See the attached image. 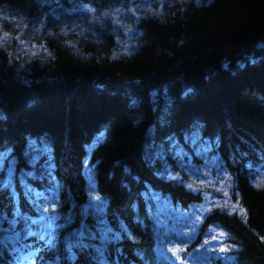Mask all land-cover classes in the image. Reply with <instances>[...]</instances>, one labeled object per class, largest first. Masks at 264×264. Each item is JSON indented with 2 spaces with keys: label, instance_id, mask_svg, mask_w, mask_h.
Masks as SVG:
<instances>
[{
  "label": "trees",
  "instance_id": "trees-1",
  "mask_svg": "<svg viewBox=\"0 0 264 264\" xmlns=\"http://www.w3.org/2000/svg\"><path fill=\"white\" fill-rule=\"evenodd\" d=\"M146 3L151 11L134 17ZM81 7L91 12L77 23L93 16L102 31L59 25ZM0 11L29 18L41 37L28 40L42 46L36 56L0 44V159L33 172L29 182L46 193L20 190L17 201L0 170L1 229L19 237L0 248V264H168L155 252L150 204L155 194L184 208L203 201L169 176L190 155L216 160L242 211L214 209L201 233L216 225L236 264H264V0H0ZM87 169L106 206L83 218ZM54 182L59 213L75 220L47 242L30 220L49 211Z\"/></svg>",
  "mask_w": 264,
  "mask_h": 264
},
{
  "label": "rangeland",
  "instance_id": "rangeland-1",
  "mask_svg": "<svg viewBox=\"0 0 264 264\" xmlns=\"http://www.w3.org/2000/svg\"><path fill=\"white\" fill-rule=\"evenodd\" d=\"M144 9L146 10L132 9L131 13L134 17H138L142 11H151L150 3H146ZM82 12H91V8L72 9L70 15L76 14L78 16L75 20L76 22H72L71 25L67 24L69 15L68 17L62 16L60 18L63 20H58L59 25L69 31L76 28L83 29V31L96 29L102 31L105 24L97 21L93 16H90L88 21H80L81 24L77 23L78 20L85 19L81 15ZM4 14L10 13L0 11V16ZM50 14L53 16L57 15L54 11ZM107 17L112 21L114 27L117 29L123 28V22L118 14H115L113 18L112 16ZM5 23L9 24L8 30H11L1 33L0 44L4 46L5 44H13L14 47L17 46V52L22 55L24 53H28V55L36 54V56L41 54L42 46H40V41L38 43L37 41H32L37 39L31 38L28 40L29 36L41 37L40 34L35 33L29 18L20 13L4 15V17H0L1 30L4 29ZM34 24L38 28H45L47 20L44 18ZM133 41L132 33L125 31L124 39L120 42L124 53L128 52L132 47ZM201 149L203 150V148ZM37 150L38 148L34 146L27 152L32 154L29 166L33 165L36 168L42 162L40 159L41 154H37ZM207 150L204 149L203 151ZM198 153L200 154L197 150L196 154ZM178 155H181V151L178 152ZM195 160L196 158L191 155L187 156L183 163L187 167L177 173L170 171L169 176L183 183L193 193L201 194L203 201L200 204L184 208L174 204L169 198L158 194L153 195L150 210L155 224L156 255L161 262L168 264H236L235 248L229 244V238L222 229L215 225L210 226L205 232L201 233L206 217L214 209L226 208L230 212H242L236 198L238 194L234 182L230 176L220 169L216 160H205L201 164L196 163ZM18 164L19 162L10 158L8 154H5L0 159V170H4L7 174L6 185L11 189L17 201L18 196H20V190L25 194L27 193L28 197L33 196L36 200L45 196V192L40 191L29 182V178H33V172L20 169ZM86 178L91 187V192L89 194V203L81 211L83 218L103 212L106 206L95 191V183L92 180L90 169H87ZM259 178H264V171L260 172ZM60 190V186L54 182L52 187L48 189V191L54 193L50 195V198H47L54 200L49 207V211L38 218L30 220L40 225L38 228L40 238L47 242L56 240L58 231L63 229L66 223H72L75 220L71 215L62 216L59 213L57 203ZM99 230L102 229L99 228ZM2 234V239H4L5 237L16 236L18 233L6 234V230L1 229L0 220V235ZM31 235L34 236L35 234L31 233ZM8 243L13 244L14 240H10Z\"/></svg>",
  "mask_w": 264,
  "mask_h": 264
},
{
  "label": "snow or ice",
  "instance_id": "snow-or-ice-1",
  "mask_svg": "<svg viewBox=\"0 0 264 264\" xmlns=\"http://www.w3.org/2000/svg\"><path fill=\"white\" fill-rule=\"evenodd\" d=\"M26 231H27V229H26ZM18 239H19L18 234L16 236H10V237H5L4 239H0V248H3L8 241H10V240H17L18 241ZM12 250L18 251V249H15V248H13Z\"/></svg>",
  "mask_w": 264,
  "mask_h": 264
}]
</instances>
